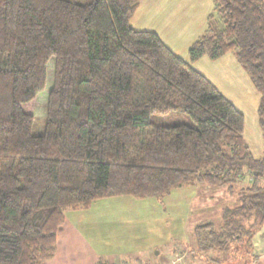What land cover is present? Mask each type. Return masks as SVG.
<instances>
[{"label":"trees","instance_id":"trees-1","mask_svg":"<svg viewBox=\"0 0 264 264\" xmlns=\"http://www.w3.org/2000/svg\"><path fill=\"white\" fill-rule=\"evenodd\" d=\"M141 1L0 0V264L51 259L70 210L193 182L238 198L195 225L194 250L206 264H250L264 153L194 63L234 54L260 93L264 138V0H214L188 58L132 26ZM46 88L39 127L25 105Z\"/></svg>","mask_w":264,"mask_h":264},{"label":"rangeland","instance_id":"rangeland-1","mask_svg":"<svg viewBox=\"0 0 264 264\" xmlns=\"http://www.w3.org/2000/svg\"><path fill=\"white\" fill-rule=\"evenodd\" d=\"M231 54L230 52L228 55ZM237 65L240 73L236 72V75H234L235 81L230 78L231 82L226 81L222 69L217 71V75L222 84L227 82L236 88L234 90L232 87H227L230 91H225V94L245 114L246 126L244 137L254 155L260 156V147L262 148V144L259 142L261 140V129L257 122L256 110L257 100L259 99H257V96L260 93L255 89L245 70L240 64L237 63ZM219 84L221 85V83ZM221 86L223 87V85ZM47 88L37 95L34 100L25 105V110L36 117L39 127L43 125L46 114ZM181 120L189 123L192 122V119L188 115H183ZM237 199V195L228 194L225 188L205 187L193 182L174 187L170 193L164 196L135 198L131 195H119L102 198L96 200L90 209L80 210L79 212H82V215L81 213L76 215L72 213V210L68 211V213L69 215L73 214L74 221H85L89 219L88 215L91 213H95L98 209L100 211L104 210L102 211L104 213H96L98 215L94 217L95 220H98L102 224L95 223L89 229L86 227L87 224H83L82 222L86 235L94 240L101 237L112 239L113 245H119V247L128 245L134 239L135 245L139 250L152 249L156 257L163 259L165 255L172 253L178 245L187 248L186 242L190 241V237H192L190 232L192 226L204 221L218 223L220 221L219 205L232 206L235 201L237 202ZM213 205H216L215 208ZM202 206H204L202 208L203 211L197 210V207ZM204 209L208 212H205ZM105 220L112 222L110 226H107L109 222ZM112 241L110 242L112 243ZM139 244L142 247H139ZM160 249L162 252L159 254ZM182 250L176 249L173 252L172 262L174 264L191 263L185 257V251ZM201 260L202 264H206L203 259ZM196 262L194 260L193 264H196ZM252 263L254 262L251 261L250 264Z\"/></svg>","mask_w":264,"mask_h":264},{"label":"crops","instance_id":"crops-1","mask_svg":"<svg viewBox=\"0 0 264 264\" xmlns=\"http://www.w3.org/2000/svg\"><path fill=\"white\" fill-rule=\"evenodd\" d=\"M213 8L214 0H142L131 20V24L137 29L155 30L172 50L188 58V48L191 43L208 29V16ZM228 54L214 61L210 60L208 57H202L194 63V66L215 84L217 83L220 85L219 83H221L223 87L220 85L221 87L219 86L218 88H220V91L226 97L231 99L225 94V91H230L227 87H232L234 90H236V88L227 82L222 84L217 75V71L222 69L225 74V80L231 82L230 79L235 81L233 77H235L234 75H236V72H238V74L240 73V70L238 71V62L234 54ZM258 98H260V95L257 96V99ZM258 102L259 99L257 100V107ZM260 135L261 140L259 142L262 144V148L260 147L261 152H259V155H262L264 153L262 129ZM236 203L235 201L233 205ZM204 206L206 205L204 204ZM204 206L197 207V210L203 211L202 208ZM215 206L216 205H213L214 208ZM219 206V215H221L223 204ZM90 208L91 207L87 209ZM80 210L83 209L72 210V213L76 215L81 213L82 215V212H79ZM102 211L98 209L95 213H91L88 215L89 219L85 221H74L73 214L69 215V213L66 212V220L57 235L56 253L51 259L41 264H174L172 259L173 252L176 249H183L182 251H185V257L191 262L190 264H193L194 260L197 261L196 264H202L201 257L197 254L196 250H194L197 245L196 237L193 234L195 225L190 228L192 237H190V241L186 242L187 248L178 245L172 253L160 259L155 256L152 249H146L145 251H142L144 249L139 250L135 245L134 239H132L128 245L126 244L124 247H119V245H113L112 239L110 240L100 236L101 238L94 240L86 235L82 222L83 224H87L86 227L89 229L92 228L95 223L102 224L94 219L98 214L104 213ZM204 211L208 212L206 209H204ZM96 213L98 214L96 215ZM105 221L107 222L108 220ZM108 222L107 226H110L112 222ZM110 241H112V243ZM252 243L253 248L250 261L254 262L252 264H264V223L255 233ZM139 247L142 246L139 244ZM160 250L158 252L159 254L162 252V250Z\"/></svg>","mask_w":264,"mask_h":264}]
</instances>
